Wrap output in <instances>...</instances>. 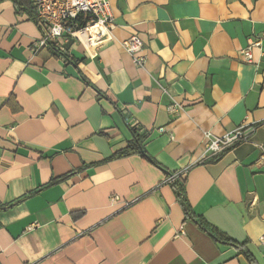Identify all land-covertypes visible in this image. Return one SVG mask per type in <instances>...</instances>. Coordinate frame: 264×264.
<instances>
[{
	"label": "crops",
	"instance_id": "obj_1",
	"mask_svg": "<svg viewBox=\"0 0 264 264\" xmlns=\"http://www.w3.org/2000/svg\"><path fill=\"white\" fill-rule=\"evenodd\" d=\"M109 2L114 40L68 61L0 0V264H264V0ZM237 127L248 142L197 163L205 132ZM136 128L148 157H115ZM181 171L195 220L164 183Z\"/></svg>",
	"mask_w": 264,
	"mask_h": 264
},
{
	"label": "built area",
	"instance_id": "obj_2",
	"mask_svg": "<svg viewBox=\"0 0 264 264\" xmlns=\"http://www.w3.org/2000/svg\"><path fill=\"white\" fill-rule=\"evenodd\" d=\"M32 4L41 32V38L32 47L35 53L53 46L55 53L68 56L70 44L76 41L83 45L90 55L96 57L98 50L115 38L113 33L115 24L109 0H32ZM83 34L85 41L81 38ZM121 46L130 55L135 66L144 67L146 57L142 55L143 45L138 36L124 40ZM254 49L261 51L260 39L249 40L247 47L240 52L244 63L254 65L258 63L252 54ZM261 55H264L263 51ZM171 111L174 112L175 108ZM159 132L166 131L162 128ZM136 133L143 135L144 132L136 128ZM203 136L204 148L198 164L216 161L238 145L249 141L248 133L243 127H237L223 136H215L209 132H205ZM258 148L261 150L258 163L264 164V145H259ZM183 172L169 175L164 183L174 184L182 178ZM112 200L119 199L112 197ZM261 242L264 244V235Z\"/></svg>",
	"mask_w": 264,
	"mask_h": 264
},
{
	"label": "trees",
	"instance_id": "obj_3",
	"mask_svg": "<svg viewBox=\"0 0 264 264\" xmlns=\"http://www.w3.org/2000/svg\"><path fill=\"white\" fill-rule=\"evenodd\" d=\"M13 1H14L15 7L19 10V12L20 11L27 12L31 16L36 18V11H35V8L32 4V0H13ZM49 50L51 51V53H53L54 47L50 46ZM53 55L61 57L65 60L69 61L68 56H62V55H59L57 53H53ZM132 132H133V139L127 143L125 148L119 150L116 153L115 157H125V156H129L132 154H141L145 157H148L143 150V140H144L143 137H140V135L138 133H136L135 131H132ZM69 176H70V174L66 175L64 177H61L59 179L52 180L50 182V185L57 184V183L65 180ZM180 181H181V178L178 179L174 184H172V186L175 188L178 199L180 200L181 204L183 205L188 218L195 220V217H194L192 211L190 210L189 205L186 202L184 184L181 183ZM74 217L77 218L78 214L74 215ZM215 239L220 243H224L226 245L238 248L242 252H244V248H245L244 245H237L236 243L232 242L229 238H227L226 236H224L222 234L216 233ZM247 257H249V254H247Z\"/></svg>",
	"mask_w": 264,
	"mask_h": 264
},
{
	"label": "bare ground",
	"instance_id": "obj_4",
	"mask_svg": "<svg viewBox=\"0 0 264 264\" xmlns=\"http://www.w3.org/2000/svg\"><path fill=\"white\" fill-rule=\"evenodd\" d=\"M81 38L85 41V34H83V35L81 36Z\"/></svg>",
	"mask_w": 264,
	"mask_h": 264
}]
</instances>
